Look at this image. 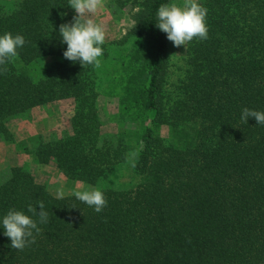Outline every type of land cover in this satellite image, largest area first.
<instances>
[{
	"label": "trees",
	"instance_id": "obj_1",
	"mask_svg": "<svg viewBox=\"0 0 264 264\" xmlns=\"http://www.w3.org/2000/svg\"><path fill=\"white\" fill-rule=\"evenodd\" d=\"M75 1L0 3V137L8 118L73 99L70 132L37 136L32 153L97 185L130 147L103 138L97 51ZM112 1L141 7L121 83L131 108L153 114L138 182L58 197L12 167L0 181V264H264V0H197L178 19L161 15L172 0ZM170 39L186 46L176 94L165 89ZM44 56L57 60L37 80L15 66ZM163 124L192 136L170 143Z\"/></svg>",
	"mask_w": 264,
	"mask_h": 264
},
{
	"label": "rangeland",
	"instance_id": "obj_2",
	"mask_svg": "<svg viewBox=\"0 0 264 264\" xmlns=\"http://www.w3.org/2000/svg\"><path fill=\"white\" fill-rule=\"evenodd\" d=\"M15 0H0L6 10L12 8ZM197 0H172L161 14L168 18L182 17L189 6ZM74 9L86 22L90 42L96 47V69L93 74L98 91L96 107L98 119L102 123L103 138H122L130 147L126 160L114 166L97 185L68 180L53 164L42 165L32 153L36 137L60 138L70 132L74 112L73 99H61L34 107L24 113L14 115L6 121L8 135L0 137V181L12 167H23L35 176L55 196L85 195L97 197L106 188L122 189L138 182L135 174V160L141 143V133L151 127L153 114L131 108L124 100L122 85L126 62L135 47L130 30L136 22L141 7L127 4L120 8L112 0H76ZM168 68L165 89L175 93V86L186 71L185 42L170 39L167 45ZM55 60V56H44L29 62H15V66L33 80L41 78L45 69ZM166 141L178 144L192 136L190 127L185 126V136L176 138L173 130L163 124L156 128ZM184 135V134H181Z\"/></svg>",
	"mask_w": 264,
	"mask_h": 264
}]
</instances>
